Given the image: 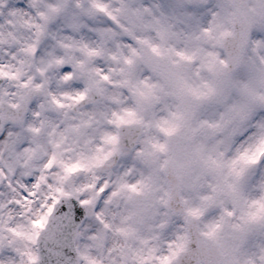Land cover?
I'll return each instance as SVG.
<instances>
[{"label": "clouds", "instance_id": "9594fccd", "mask_svg": "<svg viewBox=\"0 0 264 264\" xmlns=\"http://www.w3.org/2000/svg\"><path fill=\"white\" fill-rule=\"evenodd\" d=\"M0 264H264V0H0Z\"/></svg>", "mask_w": 264, "mask_h": 264}, {"label": "snow or ice", "instance_id": "6c2138e0", "mask_svg": "<svg viewBox=\"0 0 264 264\" xmlns=\"http://www.w3.org/2000/svg\"><path fill=\"white\" fill-rule=\"evenodd\" d=\"M18 5L22 7L23 6V0H18ZM165 130L167 131V129H165Z\"/></svg>", "mask_w": 264, "mask_h": 264}]
</instances>
